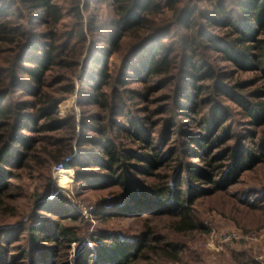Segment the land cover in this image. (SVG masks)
I'll return each mask as SVG.
<instances>
[{"label": "trees", "instance_id": "trees-1", "mask_svg": "<svg viewBox=\"0 0 264 264\" xmlns=\"http://www.w3.org/2000/svg\"><path fill=\"white\" fill-rule=\"evenodd\" d=\"M74 97L80 118L62 117ZM71 156L83 190L112 198L95 219H140L134 236L51 198ZM256 170L264 0H0V264H68L73 244L76 264H205L184 242L210 232L199 206L263 212L264 177L233 190Z\"/></svg>", "mask_w": 264, "mask_h": 264}, {"label": "rangeland", "instance_id": "rangeland-1", "mask_svg": "<svg viewBox=\"0 0 264 264\" xmlns=\"http://www.w3.org/2000/svg\"><path fill=\"white\" fill-rule=\"evenodd\" d=\"M245 74V77H251ZM61 116H76L80 118L81 110L76 105V97L65 101L60 105ZM74 176L59 175L52 173L50 182L53 193L51 198L57 194L63 195L71 206L76 208L81 215L90 223L89 232L97 230H106V232H119L125 236H134L140 228V219H115L108 224L99 223L94 213L103 206L112 204L111 196L107 193L94 194L86 193L77 183L76 171ZM264 170H256L245 175L243 185L234 188L235 191L251 190L253 188H262L259 185ZM56 174V175H55ZM60 186V187H59ZM32 189V187H31ZM60 191V192H59ZM230 198L224 196H214L212 199L202 201L199 210L203 214V223L209 229V234L196 233L187 241L184 240L189 252L200 255L205 264H220L224 256L230 257L232 252L249 251L251 256L259 264H264V214L262 211H253L246 209L239 212H231V208L225 205L229 203ZM237 230L242 238L237 242L222 244L219 235L224 230ZM80 245H72L68 264H76V260L81 251Z\"/></svg>", "mask_w": 264, "mask_h": 264}, {"label": "built area", "instance_id": "built-area-1", "mask_svg": "<svg viewBox=\"0 0 264 264\" xmlns=\"http://www.w3.org/2000/svg\"><path fill=\"white\" fill-rule=\"evenodd\" d=\"M74 156L66 158L61 164L54 167L53 172L59 174L60 171L65 170L70 177L74 176L73 168L70 166ZM55 174V175H56ZM60 187V186H59ZM60 192V191H59ZM242 238L241 234L237 230H224L220 235L219 239L222 244H229L232 242H237Z\"/></svg>", "mask_w": 264, "mask_h": 264}, {"label": "bare ground", "instance_id": "bare-ground-1", "mask_svg": "<svg viewBox=\"0 0 264 264\" xmlns=\"http://www.w3.org/2000/svg\"><path fill=\"white\" fill-rule=\"evenodd\" d=\"M61 174L63 176V175H67L68 173L65 170H62V171H60L59 175H61Z\"/></svg>", "mask_w": 264, "mask_h": 264}]
</instances>
